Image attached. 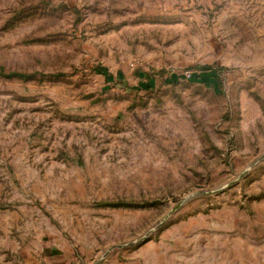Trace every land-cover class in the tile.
Returning <instances> with one entry per match:
<instances>
[{
    "label": "rangeland",
    "instance_id": "rangeland-1",
    "mask_svg": "<svg viewBox=\"0 0 264 264\" xmlns=\"http://www.w3.org/2000/svg\"><path fill=\"white\" fill-rule=\"evenodd\" d=\"M263 154L264 0H0V264H264Z\"/></svg>",
    "mask_w": 264,
    "mask_h": 264
},
{
    "label": "water",
    "instance_id": "water-1",
    "mask_svg": "<svg viewBox=\"0 0 264 264\" xmlns=\"http://www.w3.org/2000/svg\"><path fill=\"white\" fill-rule=\"evenodd\" d=\"M264 160V154L261 155L259 158H257L252 164H251V167L255 166L256 164H258L259 162L263 161ZM223 188L221 189H213V190H207V191H199V192H195L194 194L190 195L189 197H187L186 199H184L182 202H180L175 208L173 211H175L183 202L189 200V199H192L196 196H200V195H206V194H215V193H218L222 190ZM170 212L167 217H169L172 213ZM165 219L161 222H159L158 224H156L154 226V228H151L150 230H148L143 236H141L140 238L134 240V241H131L129 242L127 245H133V244H137V243H140L142 241H144L146 238H148L150 236V234L153 232L154 229L156 228H159L163 223H164ZM125 245H121L119 247H124Z\"/></svg>",
    "mask_w": 264,
    "mask_h": 264
},
{
    "label": "trees",
    "instance_id": "trees-1",
    "mask_svg": "<svg viewBox=\"0 0 264 264\" xmlns=\"http://www.w3.org/2000/svg\"><path fill=\"white\" fill-rule=\"evenodd\" d=\"M151 86V85H150Z\"/></svg>",
    "mask_w": 264,
    "mask_h": 264
}]
</instances>
